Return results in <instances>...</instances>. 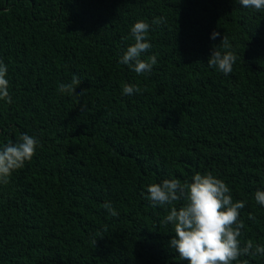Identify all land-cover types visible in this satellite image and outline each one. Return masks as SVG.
Returning <instances> with one entry per match:
<instances>
[{
    "label": "trees",
    "instance_id": "obj_1",
    "mask_svg": "<svg viewBox=\"0 0 264 264\" xmlns=\"http://www.w3.org/2000/svg\"><path fill=\"white\" fill-rule=\"evenodd\" d=\"M138 21L152 45L141 58L157 57L142 74L120 63ZM214 47L237 56L230 74L209 66ZM0 60L12 96L0 100V149L22 134L40 142L0 184V264H188L170 245L174 226L162 223L170 208L153 207L147 189L209 172L246 201L241 247L264 245L255 201L264 191V10L240 0H0ZM74 75L85 95L59 92ZM126 84L141 91L125 95ZM233 264H264V255Z\"/></svg>",
    "mask_w": 264,
    "mask_h": 264
},
{
    "label": "clouds",
    "instance_id": "obj_2",
    "mask_svg": "<svg viewBox=\"0 0 264 264\" xmlns=\"http://www.w3.org/2000/svg\"><path fill=\"white\" fill-rule=\"evenodd\" d=\"M245 8L264 10V0H240ZM165 18L156 17L153 24L160 25ZM150 25L144 21H138L131 28L134 44L130 45L120 63L129 65L137 74L150 72L157 63L156 55L142 59V53L148 52L152 45L148 42ZM221 34L214 31L211 39L215 40ZM221 45L230 49L231 44L226 35H223ZM237 56L232 51L222 53L214 47L208 60L210 67L218 68L225 75L233 71V65ZM8 67L0 60V100L12 103L10 94V81L7 78ZM81 84L78 76H73L70 83L59 85V92L68 95H85L86 89L77 93L76 89ZM136 85H124L123 94L132 95L140 92ZM39 140L28 134H22L19 142L8 143L0 149V184H7L13 172L24 167L26 161H31L36 154ZM193 182L181 183L179 179H165L162 183L151 184L147 192L152 206H162L168 214L162 221L174 226V237L170 245L178 252L181 261L188 264H233L241 256L264 255V245L256 244L248 240L241 247L242 229L244 222L240 219V210L246 205V201H233L231 189L220 178L211 172L206 174L196 173ZM184 200L186 203L177 208L176 203ZM255 201L264 206V191L257 190ZM112 216L119 213L110 203H105ZM249 219L255 220V216L249 214Z\"/></svg>",
    "mask_w": 264,
    "mask_h": 264
}]
</instances>
